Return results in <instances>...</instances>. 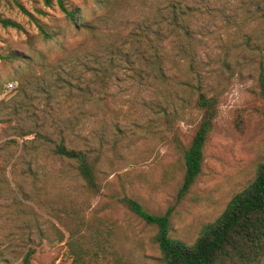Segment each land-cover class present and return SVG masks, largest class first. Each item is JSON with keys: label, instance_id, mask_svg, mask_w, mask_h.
<instances>
[{"label": "rangeland", "instance_id": "374dc122", "mask_svg": "<svg viewBox=\"0 0 264 264\" xmlns=\"http://www.w3.org/2000/svg\"><path fill=\"white\" fill-rule=\"evenodd\" d=\"M171 1L183 11L173 26ZM65 2L95 30L68 25L54 0L51 7L42 0H0V16L21 27L0 23V53L27 57L35 48L45 55L33 57L32 69L23 60L0 58V181L7 177L14 190L7 194L9 187L0 183V249L11 264H20L28 248L35 249L30 264H73L78 255L85 264H159L157 226L120 199L132 197L153 214L169 210L170 237L193 243L254 179L264 163L258 80L264 74V0L256 7L253 0ZM24 11L59 29L58 40H39ZM143 25L151 41L142 36ZM150 43H158L160 76L142 56ZM117 48L128 52L131 65L115 58L109 75H102ZM59 61L72 86H54L50 72ZM198 89L218 95L219 106L201 171L180 196L183 152L200 118L193 108ZM37 130L52 141L63 135L68 147L96 157L98 190L87 191L74 165L54 157L52 143L40 140L15 166L26 197L18 194L8 163L19 153L22 135ZM28 167L44 173L39 181L25 175ZM10 195L22 203L13 206Z\"/></svg>", "mask_w": 264, "mask_h": 264}, {"label": "trees", "instance_id": "16d2710c", "mask_svg": "<svg viewBox=\"0 0 264 264\" xmlns=\"http://www.w3.org/2000/svg\"><path fill=\"white\" fill-rule=\"evenodd\" d=\"M44 5L51 7L53 0H42ZM60 10L64 13V18L68 25H73L76 30H81L88 28L90 30H95L94 26L87 25L84 23L82 18L79 16L80 12L77 8H69L65 0H54ZM96 4H101L103 0H95ZM253 4L256 7V0H253ZM170 7V25L178 23L176 16L182 15L183 11L177 7L176 2L169 4ZM26 12L30 19L34 22L38 32L37 37L41 41L58 40L59 29L50 28L47 24L43 23L31 13ZM44 13L43 11H39ZM0 23L3 27H12L20 29V25L9 19L0 16ZM142 31V36L144 37L148 31V26L143 25L140 27ZM174 29V28H173ZM145 30V31H143ZM158 36L160 31H154ZM147 38V36H145ZM28 43L32 44L31 41ZM146 41H151L147 38ZM154 42V41H152ZM64 45H60L62 50ZM148 51H143L142 56L148 58L146 59L148 67L151 70H156L160 76L163 72L161 68V57L158 53V43H150L148 45ZM33 55H27L23 57L22 55L16 54H6L2 55L0 53L1 59L10 60H23L25 66L28 69H32L33 57L36 55L40 59H45L44 53L39 50L32 48ZM117 58L119 61L123 60L126 64L131 65L129 55L127 51L122 49L112 50L110 52L108 66L102 72V75H109V70L115 65L114 61ZM42 64H45L42 63ZM82 65H86L82 63ZM64 63L59 61L52 66L51 76H53L54 86L59 88L63 84L72 86V76L68 78L63 76L61 72H65ZM88 70L93 72L96 70L100 72V69H95L94 67H87ZM149 71L152 73V71ZM96 74V73H95ZM260 92L264 97V74L260 73L259 77ZM87 88V86H86ZM87 96L89 92L82 90ZM89 91V90H88ZM106 94V93H105ZM103 102H105L106 97H102ZM219 106V97L215 93L208 94L205 91L198 89L197 96L193 102V108H195L199 113V122L197 128L192 135L190 141L185 146L183 152L184 159V179L179 188V195L183 196L187 193L190 186L193 184L195 178L201 171L202 161L204 156V146L208 133L210 132L214 118L217 114ZM237 127L240 123H236ZM33 133L32 138H26V134ZM62 134V131L59 132ZM24 137L20 146V151L14 158V160L8 164H11L10 173L13 176L14 184L17 189V193L26 197V192L22 189L19 181L15 178V166L19 161H22L26 153L35 146V142L42 140L52 143V155L67 163H72L74 165L75 172L79 178L84 183L87 191L95 192L98 190V183L96 181V157H92L87 150L76 149L74 147H68L65 143L63 135H59L57 140L52 141L46 135H43L39 130L29 131L22 135ZM6 143L12 144L16 143L14 140H9ZM5 143V144H6ZM37 146V145H36ZM25 175L36 179L39 181L40 175L43 172H38L28 167L25 170ZM43 181V180H42ZM0 183H5L6 193H14L9 180L4 178ZM12 196L10 195V198ZM123 205L129 209L132 213L137 215L139 218L144 220L148 224H153L157 226V232L155 233L153 239L157 244V247L161 253V257L158 260L159 264H264V163H260L257 168L256 175L254 179L242 190L237 192L226 204L220 215L212 222L203 225L193 243H187L180 239H175L170 237V211L167 210L164 214H153L146 210L139 201L136 199L123 196L121 199ZM11 202L14 205L22 203V199L16 200V195L11 198ZM53 225V224H52ZM55 227V225H53ZM66 230L73 235V230L67 224ZM59 231V230H58ZM61 238L63 233L59 231ZM4 249H0V264L1 262L8 263V257L4 254ZM34 248H28L21 258L20 264H30V259L34 253ZM78 261H73V264H85L80 255L77 256ZM76 257V258H77ZM120 264H130L125 261H119ZM88 263V261H87ZM86 263V264H87Z\"/></svg>", "mask_w": 264, "mask_h": 264}]
</instances>
